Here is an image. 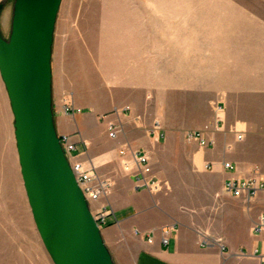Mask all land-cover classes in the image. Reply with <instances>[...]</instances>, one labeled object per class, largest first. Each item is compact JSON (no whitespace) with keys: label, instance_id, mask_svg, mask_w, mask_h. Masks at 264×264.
<instances>
[{"label":"crops","instance_id":"0c3cea01","mask_svg":"<svg viewBox=\"0 0 264 264\" xmlns=\"http://www.w3.org/2000/svg\"><path fill=\"white\" fill-rule=\"evenodd\" d=\"M52 94L58 134L112 183L118 221L102 236L115 264H262L264 192L224 185L264 177V0H62ZM196 130L214 145L188 142ZM123 146L149 154L163 191L136 187Z\"/></svg>","mask_w":264,"mask_h":264},{"label":"water","instance_id":"95a60500","mask_svg":"<svg viewBox=\"0 0 264 264\" xmlns=\"http://www.w3.org/2000/svg\"><path fill=\"white\" fill-rule=\"evenodd\" d=\"M61 3L16 0L10 39L0 32V72L15 116L29 202L52 260L55 264H115L56 128L52 49Z\"/></svg>","mask_w":264,"mask_h":264},{"label":"rangeland","instance_id":"374dc122","mask_svg":"<svg viewBox=\"0 0 264 264\" xmlns=\"http://www.w3.org/2000/svg\"><path fill=\"white\" fill-rule=\"evenodd\" d=\"M15 2L0 0V32L6 40L12 33ZM15 131V116L0 72V264H55L34 219Z\"/></svg>","mask_w":264,"mask_h":264},{"label":"built area","instance_id":"2783aa9c","mask_svg":"<svg viewBox=\"0 0 264 264\" xmlns=\"http://www.w3.org/2000/svg\"><path fill=\"white\" fill-rule=\"evenodd\" d=\"M95 1L101 2L103 0ZM128 109H130L129 106L126 107V110ZM76 111L81 112L80 109H74L72 105H67L65 108L66 114L75 113ZM119 132L120 129L114 122L111 121L108 123V135L110 138L116 139ZM149 134L156 143H160L166 139L165 129L159 120L154 121L151 125ZM60 137L61 144L77 183L83 191L91 213L99 227L102 229L111 222H117L118 218L114 208L105 201V198L111 191V181L101 176L94 164L86 162L81 158L83 153H78V145L72 135H61ZM185 137L188 142H198L202 147L214 145V141L206 138L204 130L189 131L185 134ZM119 156L122 159L124 169L134 176L138 189L152 192L164 190L166 183H163L154 174L150 156L145 150L123 146L119 149ZM224 166L226 168H233L230 162L224 163ZM224 192L234 197L255 198L260 192H264V177L255 174L243 179H230L224 185ZM170 232L171 229L165 231L166 234L163 237L164 244L169 243ZM254 232L257 234L264 233L263 217L260 218L254 227ZM149 240L152 241V237ZM261 259L262 264H264V256Z\"/></svg>","mask_w":264,"mask_h":264}]
</instances>
